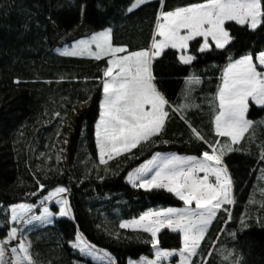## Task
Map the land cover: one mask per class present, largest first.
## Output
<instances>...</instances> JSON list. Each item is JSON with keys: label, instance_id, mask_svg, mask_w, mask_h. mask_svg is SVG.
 <instances>
[{"label": "trees", "instance_id": "trees-1", "mask_svg": "<svg viewBox=\"0 0 264 264\" xmlns=\"http://www.w3.org/2000/svg\"><path fill=\"white\" fill-rule=\"evenodd\" d=\"M204 1L147 0L131 9L133 0H88L83 20L95 30L110 27L115 46L148 49L158 13ZM72 2L0 0V115L18 110L26 114L9 136H0V238L12 227V205L35 204L60 186L68 189L72 218L58 217L30 231L31 259L23 264H109L82 255L73 245L77 234L111 256L113 264L151 257V234L121 222L182 202L162 188L133 186L126 176L155 152L200 155L213 148L230 176L233 204L221 206L212 217L190 264H264V104L249 102V126L238 143L213 127L229 63L264 51V0H259L255 28L224 23L230 39L223 47L209 41V49L202 51V38L196 37L184 50L192 57L190 63H181L172 47L152 61L151 76L167 111L163 128L105 161L98 156L94 124L107 61L63 55L53 47L64 41L52 42L50 37V16ZM194 71L199 82L185 87ZM90 99L75 121L61 162L58 136L64 134L65 117L77 103ZM157 246L178 250L180 236L161 231Z\"/></svg>", "mask_w": 264, "mask_h": 264}, {"label": "rangeland", "instance_id": "rangeland-1", "mask_svg": "<svg viewBox=\"0 0 264 264\" xmlns=\"http://www.w3.org/2000/svg\"><path fill=\"white\" fill-rule=\"evenodd\" d=\"M145 1L133 0L130 8ZM87 2L73 0L67 12L64 10L51 17L49 26L52 42L64 41L63 45L53 47L60 49L61 54L105 58L107 61L101 80L99 113L94 124L101 161L133 148L162 130L167 111L150 68L152 61L166 48H175L179 51L180 62L190 63L192 57L184 50L193 38H202V51L209 49V41L221 48L230 39L225 22L234 21L255 28L261 16L259 0H207L175 5L156 19L148 49L128 51L112 44L110 27L95 30L84 23ZM199 78L194 71L185 79V87L198 83ZM90 102L91 99L81 103L82 106L77 103L65 117L64 134L58 136L57 158L61 162L66 160L65 148L75 121ZM249 102L258 106L264 104V51L254 58L245 55L229 63L217 94L219 111L213 123L215 133L238 143L249 126L246 119ZM25 117L20 110L0 115V136H9ZM126 181L145 189L162 188L182 202L178 207L168 206L121 222L123 227L145 230L153 238L152 256L130 258L128 264H190L217 209L233 204L230 176L212 149L200 155L155 152L130 171ZM62 216L72 218L66 187L50 190L35 204L19 202L12 205V227L0 238V264L30 262L27 234ZM164 230L179 234L181 246L178 250L157 246V236ZM73 245L93 261L114 263L111 256L87 243L81 234H77Z\"/></svg>", "mask_w": 264, "mask_h": 264}, {"label": "crops", "instance_id": "crops-1", "mask_svg": "<svg viewBox=\"0 0 264 264\" xmlns=\"http://www.w3.org/2000/svg\"><path fill=\"white\" fill-rule=\"evenodd\" d=\"M65 11L67 12V10H65ZM61 13H62V12H61ZM55 15H58V14H55ZM52 16H53V15H51V16H50V19H51V17H52ZM158 17H160V18H161V16H158ZM59 50H60V49H59ZM79 105H81V106H82L83 104H81V103H80Z\"/></svg>", "mask_w": 264, "mask_h": 264}]
</instances>
